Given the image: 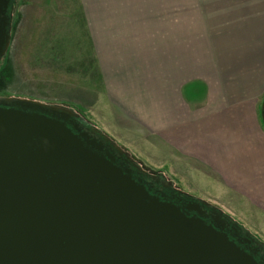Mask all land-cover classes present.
<instances>
[{"label":"rangeland","instance_id":"rangeland-1","mask_svg":"<svg viewBox=\"0 0 264 264\" xmlns=\"http://www.w3.org/2000/svg\"><path fill=\"white\" fill-rule=\"evenodd\" d=\"M13 1L0 98L73 111L147 174L264 244L248 171L264 144V62L236 58L249 34L236 13L250 0Z\"/></svg>","mask_w":264,"mask_h":264},{"label":"water","instance_id":"water-1","mask_svg":"<svg viewBox=\"0 0 264 264\" xmlns=\"http://www.w3.org/2000/svg\"><path fill=\"white\" fill-rule=\"evenodd\" d=\"M12 4L0 0V62ZM70 119L84 122L67 108L0 98V264H261L201 217L151 195ZM187 209L201 214L200 204Z\"/></svg>","mask_w":264,"mask_h":264},{"label":"flooded vegetation","instance_id":"flooded-vegetation-1","mask_svg":"<svg viewBox=\"0 0 264 264\" xmlns=\"http://www.w3.org/2000/svg\"><path fill=\"white\" fill-rule=\"evenodd\" d=\"M67 124L74 133L87 134L91 140H96L99 144L103 143L105 150L108 151L107 153L115 158L114 164L120 168L129 169L133 178L145 185L151 195L159 197L161 201L172 202L180 207L189 217H201L207 224L213 225L221 232L226 233L232 241L236 242L241 249L251 254L257 262L264 264V244L252 235L250 236L238 224L231 220L230 217L216 209V207L208 203L204 205V203L197 198L183 195L177 190L172 189L159 178L149 175L142 169L137 168L129 161L124 152L116 148L113 142L95 131L93 127L76 119L68 120ZM92 133H95L96 136L92 137ZM83 140L87 143V138H83ZM98 153L107 157L103 152ZM196 204H200L201 214L195 210L189 211L187 209L188 206L194 207Z\"/></svg>","mask_w":264,"mask_h":264},{"label":"crops","instance_id":"crops-1","mask_svg":"<svg viewBox=\"0 0 264 264\" xmlns=\"http://www.w3.org/2000/svg\"><path fill=\"white\" fill-rule=\"evenodd\" d=\"M240 10H243V9H240ZM245 10H249V13L247 12L245 13L244 11H242L241 14L236 13V15L242 18L243 23H244V17L248 16L251 19V25L250 27L247 28L243 26V23H242L243 27L241 26V27L236 28L238 32L243 31V34L244 32L249 33V34H245L244 38L246 41L241 42L240 48H242V51L237 52L236 58L240 60V63H242L243 58H245L244 56H249V57H252L253 61L257 62V64H260L264 62V0H250V8L245 9ZM238 21L239 20H235L234 22H238ZM175 98L178 99L177 95ZM261 104H262V98L258 102L256 109L258 111L259 120L261 121V125L264 128L263 120L261 118L260 111H259ZM250 140H253V139L250 137ZM261 143L262 144L257 145L258 147V149H256L257 151H254L251 153V157H250L251 165L249 163L250 167L248 168V171L250 172V175H252L250 176V179H251L250 181L252 183L251 186L254 185L256 186V189L258 188L256 192L257 198L264 201V144L263 142ZM247 148H251V146ZM246 150L243 149V152L241 151L240 152L244 153L245 151V154H246ZM235 152L237 151L235 150ZM236 159L238 161H242V159H245V158L236 157ZM244 165L248 166L246 164ZM234 166L237 169L235 171V175L237 176L242 172L240 170H242L243 166L241 167V164L240 165L236 164ZM259 168L262 169L260 173L262 174V176L261 177L256 176L255 178L252 172H254L255 170ZM236 179H238V176Z\"/></svg>","mask_w":264,"mask_h":264},{"label":"trees","instance_id":"trees-1","mask_svg":"<svg viewBox=\"0 0 264 264\" xmlns=\"http://www.w3.org/2000/svg\"><path fill=\"white\" fill-rule=\"evenodd\" d=\"M13 4H14V1H13ZM15 22V20L13 21V23ZM15 24V23H14ZM13 24V25H14ZM260 115H261V118L263 120V124H264V101L262 102V104L260 105Z\"/></svg>","mask_w":264,"mask_h":264}]
</instances>
